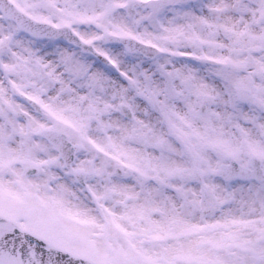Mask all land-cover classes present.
I'll return each mask as SVG.
<instances>
[{"label": "snow or ice", "instance_id": "obj_1", "mask_svg": "<svg viewBox=\"0 0 264 264\" xmlns=\"http://www.w3.org/2000/svg\"><path fill=\"white\" fill-rule=\"evenodd\" d=\"M0 264H264V0H0Z\"/></svg>", "mask_w": 264, "mask_h": 264}]
</instances>
